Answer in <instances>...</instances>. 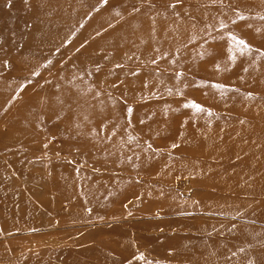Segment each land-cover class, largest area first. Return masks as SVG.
Instances as JSON below:
<instances>
[{
  "label": "rangeland",
  "instance_id": "obj_1",
  "mask_svg": "<svg viewBox=\"0 0 264 264\" xmlns=\"http://www.w3.org/2000/svg\"><path fill=\"white\" fill-rule=\"evenodd\" d=\"M0 264H264V0H0Z\"/></svg>",
  "mask_w": 264,
  "mask_h": 264
}]
</instances>
